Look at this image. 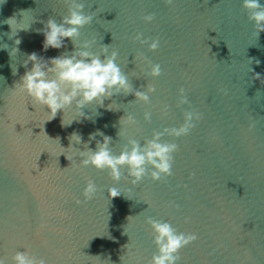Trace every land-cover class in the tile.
Segmentation results:
<instances>
[{
    "label": "water",
    "instance_id": "95a60500",
    "mask_svg": "<svg viewBox=\"0 0 264 264\" xmlns=\"http://www.w3.org/2000/svg\"><path fill=\"white\" fill-rule=\"evenodd\" d=\"M80 2L93 20L79 30L77 45L94 40L88 49L94 53L109 45L134 90L152 84L156 91L150 104L121 91L85 105L83 116L70 105L48 120L47 106L13 89L32 67L24 63L29 54L48 60L76 50L70 38L45 50L38 31L50 17L60 23L66 7L62 0H0V258L12 264L13 253L27 247L47 264H149L156 252L146 223L152 217L197 235L179 251L178 264H264V83L254 78H264V31L252 36L241 0ZM148 13L155 14L150 23L142 19ZM137 32L158 37L160 47L149 50L134 39ZM140 53L161 66L160 76L147 75ZM180 87L190 105L177 107ZM189 107L202 113L196 127L186 136L162 137L179 146L165 180L146 176L132 185L113 181L107 170L74 166L85 144L95 151L106 135L118 154L128 138L143 144L153 130L179 126ZM126 114L138 123H119ZM73 132L81 142L69 148ZM88 179L98 191L85 202ZM109 187L120 195L110 197Z\"/></svg>",
    "mask_w": 264,
    "mask_h": 264
},
{
    "label": "clouds",
    "instance_id": "9594fccd",
    "mask_svg": "<svg viewBox=\"0 0 264 264\" xmlns=\"http://www.w3.org/2000/svg\"><path fill=\"white\" fill-rule=\"evenodd\" d=\"M62 3L66 7V14L62 16V21L57 23L50 17L44 22V28L38 31L43 32L45 50L50 47L56 49L63 47L64 38H70L77 46L76 50L71 55L62 54L48 60L39 57L36 53L29 54L24 63L27 64L28 61H31L32 67L15 84L13 89L15 93L24 99L25 97L30 98L31 103L35 106H47L49 109L47 113H50L48 120L54 118L58 111L64 112L70 105H74L79 116H83L84 113L81 109L85 105L91 104L93 101L102 104L104 98L111 97L114 93L121 91L132 92L136 101L150 104V94L156 91L155 86L147 84L144 91L134 90L119 65L115 63L117 52L115 50L108 51L109 45L101 44L100 52L94 53L88 50L95 42L94 40H84L79 45L75 42L81 34L79 30L93 20V14L84 11L85 4L80 0H62ZM164 3L174 5V0H164ZM241 7L246 10L248 19L253 23L252 36L257 39L259 33L264 31V4L260 0H241ZM29 11L22 13L23 19L24 13ZM142 19L150 23L155 19V14L148 13ZM33 20L34 18L31 22ZM14 22H17L14 17L6 21L10 27ZM28 27L29 25L23 29ZM142 37L143 34L137 32L134 39L141 44H147L151 51L160 47L158 37ZM15 43L19 44L20 41L16 40ZM139 59L148 63L147 75L158 77L162 74L161 66L158 63L149 61L142 53L139 54ZM255 62L260 63L259 60ZM49 65L51 66L49 67ZM254 78L260 79L261 83H264V78L259 73H254ZM186 104L190 105V101L185 94V89L180 87L177 95V107ZM168 107L167 104L161 107L162 114H167ZM151 115V111L146 110L143 113L144 121L150 122ZM182 115L183 121L179 126L165 127L161 131L153 130L151 138L145 139L143 144L134 138H128L118 154L113 153L109 147L111 138L100 133L103 135V140L102 142L97 141L95 151L85 144V151H77L82 159L78 165L74 166L87 167L91 165L97 170H107L108 176L113 181H120L124 178L128 179L132 185H136L146 176L153 181H163L166 177L173 175V153L179 150V146L174 141L162 140V137L165 135L186 136L196 127V122L202 118V113L191 107L183 110ZM121 122L133 126L138 123L131 114L121 117L119 123ZM121 135L123 133L120 131L119 136ZM90 139H94V136H90ZM69 140V148H72L71 142L80 143L81 136L73 132L69 136ZM67 159L73 164L72 159L69 157ZM125 167L126 174L121 171ZM97 191V184L92 179H88L82 191L84 201L93 199ZM107 192L110 197L120 195L115 187H109ZM76 203H81V201L77 200ZM187 219L185 218V222ZM146 223L152 229L153 243L156 246V252L152 255L149 264H178L179 251L198 239L195 233L180 232L167 221L147 217ZM11 261L12 264H47L45 259L32 254L27 247L23 251H15L11 256ZM0 264H7V257L0 258Z\"/></svg>",
    "mask_w": 264,
    "mask_h": 264
}]
</instances>
